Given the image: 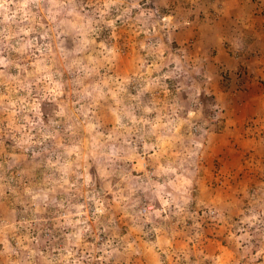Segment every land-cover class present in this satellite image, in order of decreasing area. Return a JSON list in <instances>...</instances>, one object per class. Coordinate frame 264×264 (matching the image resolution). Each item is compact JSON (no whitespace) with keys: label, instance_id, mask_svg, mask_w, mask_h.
I'll list each match as a JSON object with an SVG mask.
<instances>
[{"label":"rangeland","instance_id":"1","mask_svg":"<svg viewBox=\"0 0 264 264\" xmlns=\"http://www.w3.org/2000/svg\"><path fill=\"white\" fill-rule=\"evenodd\" d=\"M0 264H264V0H0Z\"/></svg>","mask_w":264,"mask_h":264},{"label":"trees","instance_id":"2","mask_svg":"<svg viewBox=\"0 0 264 264\" xmlns=\"http://www.w3.org/2000/svg\"><path fill=\"white\" fill-rule=\"evenodd\" d=\"M198 101L200 102V108L203 111L204 114V118L205 120H207V127H209L211 124H213L214 122H210V116L212 115L211 113V107L213 106V101H212V97H210L209 95L205 94L202 91H198L197 95H196ZM219 130V127L217 128V131Z\"/></svg>","mask_w":264,"mask_h":264},{"label":"water","instance_id":"3","mask_svg":"<svg viewBox=\"0 0 264 264\" xmlns=\"http://www.w3.org/2000/svg\"><path fill=\"white\" fill-rule=\"evenodd\" d=\"M91 189L96 193V194H101L102 189H100V184L96 178V176H93L92 178V184H91Z\"/></svg>","mask_w":264,"mask_h":264},{"label":"clouds","instance_id":"4","mask_svg":"<svg viewBox=\"0 0 264 264\" xmlns=\"http://www.w3.org/2000/svg\"><path fill=\"white\" fill-rule=\"evenodd\" d=\"M198 104L200 105V102H198Z\"/></svg>","mask_w":264,"mask_h":264}]
</instances>
